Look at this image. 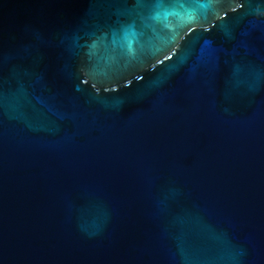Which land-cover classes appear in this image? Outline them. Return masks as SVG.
I'll list each match as a JSON object with an SVG mask.
<instances>
[{
    "label": "water",
    "instance_id": "95a60500",
    "mask_svg": "<svg viewBox=\"0 0 264 264\" xmlns=\"http://www.w3.org/2000/svg\"><path fill=\"white\" fill-rule=\"evenodd\" d=\"M0 264H264V0H0Z\"/></svg>",
    "mask_w": 264,
    "mask_h": 264
}]
</instances>
